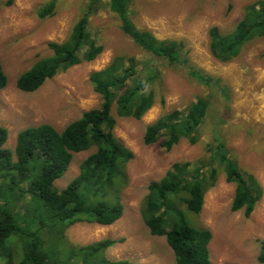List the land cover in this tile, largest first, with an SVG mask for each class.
<instances>
[{
    "label": "rangeland",
    "instance_id": "obj_1",
    "mask_svg": "<svg viewBox=\"0 0 264 264\" xmlns=\"http://www.w3.org/2000/svg\"><path fill=\"white\" fill-rule=\"evenodd\" d=\"M51 1L14 0L0 9V59L7 75V84L0 90V126L8 131L4 147L13 152L17 133L23 128L46 122L61 130L82 112L98 106L100 97L89 75L116 56L126 58V65L133 58L141 74L159 72V78L144 91H154L155 103L140 119L119 117L113 111L114 134L134 153L119 185L122 216L109 225L73 223L65 230L67 240L86 244L116 239L104 251L108 259L127 260L129 264H176L165 237L151 234L142 218L147 185L160 179L174 162L191 161L193 167L205 154L206 144L217 137L225 142L242 171L254 175L262 194L250 215L232 210L235 186L225 180L222 170L215 185L206 190L201 211L194 213L182 205L183 213L190 225L211 231L208 247L212 264H261L256 257L264 238V37L246 42L229 61H220L210 51L208 34L214 25L222 34L232 32L244 8L258 0H129V16L138 29L149 30L160 39L182 41L183 57L191 68L219 78L216 85L196 81L187 64L169 66L141 49L121 31L109 0H54L53 12L39 17L38 11ZM90 4L86 30L103 46L102 52L93 60L82 59L58 70L36 91L18 89L17 77L51 54L49 42L66 40ZM84 50L82 46L78 53L82 56ZM198 95L207 97L210 107L196 143L184 137L170 150L160 141L143 143L146 125L173 109H185ZM90 152L74 153L67 170L54 181L55 187L64 188ZM0 264H5L4 259L0 258Z\"/></svg>",
    "mask_w": 264,
    "mask_h": 264
},
{
    "label": "trees",
    "instance_id": "obj_2",
    "mask_svg": "<svg viewBox=\"0 0 264 264\" xmlns=\"http://www.w3.org/2000/svg\"><path fill=\"white\" fill-rule=\"evenodd\" d=\"M13 2H0V9ZM108 5L118 17L121 31L152 57L169 66L187 64L189 75L199 83H219V78L191 68L183 57L182 41L160 39L149 30L138 29L129 16V0H109ZM53 9L54 0L45 4L38 16H48ZM90 13L91 4L73 24L66 40L48 43L51 54L17 77L18 89L36 91L58 70L82 59L93 60L102 52L103 46L86 30ZM208 34L213 56L220 61L234 58L246 42L264 37V0L247 5L232 32L222 34L214 25ZM82 46L85 50L81 56L78 50ZM125 59L116 56L104 68L90 73L89 81L100 104L82 112L61 130L46 122L23 128L17 133L12 152L4 147L8 131L0 126V258L5 264H129L127 260L104 256L116 239L72 244L65 235L73 223L109 225L123 214L119 185L134 153L115 136L113 111L119 117L140 119L155 103L154 91H144L159 78L157 71L141 74L133 58L127 65ZM6 84L0 59V90ZM209 107L210 100L198 95L185 109L162 114L145 126L143 143L160 141L166 150L184 137L196 143ZM89 149L78 174L64 188L55 187L54 181L67 170L73 154ZM191 166V161L174 162L160 179L149 182L141 215L151 234L165 237L176 264H212L208 247L211 231L190 225L181 206L199 213L206 190L215 185L222 170L225 180L235 186L231 203L234 211L250 215L262 187L253 174L242 171L225 142L217 137L206 144L205 154ZM256 258L264 264V238Z\"/></svg>",
    "mask_w": 264,
    "mask_h": 264
}]
</instances>
